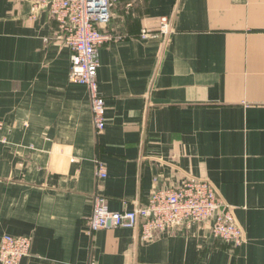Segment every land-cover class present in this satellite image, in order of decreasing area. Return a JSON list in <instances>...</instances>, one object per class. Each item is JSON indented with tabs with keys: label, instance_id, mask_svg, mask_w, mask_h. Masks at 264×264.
Returning a JSON list of instances; mask_svg holds the SVG:
<instances>
[{
	"label": "crops",
	"instance_id": "1",
	"mask_svg": "<svg viewBox=\"0 0 264 264\" xmlns=\"http://www.w3.org/2000/svg\"><path fill=\"white\" fill-rule=\"evenodd\" d=\"M101 31L97 134L58 22L0 0V240L30 237L20 264H264V0H116ZM187 179L213 185L242 245L210 219L87 233L93 195L123 211Z\"/></svg>",
	"mask_w": 264,
	"mask_h": 264
},
{
	"label": "built area",
	"instance_id": "2",
	"mask_svg": "<svg viewBox=\"0 0 264 264\" xmlns=\"http://www.w3.org/2000/svg\"><path fill=\"white\" fill-rule=\"evenodd\" d=\"M58 22V38L70 48L71 69L69 79L85 85L94 129L104 130L105 101L97 86L99 47L110 40L101 31V25L111 16L116 0H36ZM167 30L160 33L166 34ZM154 35L143 29L142 37ZM96 174L104 178L106 171L100 159L95 161ZM212 220L211 232L235 247L243 244V231L231 215L229 207L219 200L213 185L203 179H187L171 188L156 189L144 206L136 205L123 211L109 209L106 199L93 195L91 213L87 221V233L100 229L139 228L143 239H150L179 225H191ZM31 239L28 236L4 234L0 240V264H20L30 254Z\"/></svg>",
	"mask_w": 264,
	"mask_h": 264
}]
</instances>
